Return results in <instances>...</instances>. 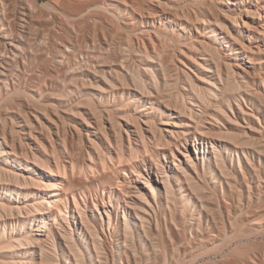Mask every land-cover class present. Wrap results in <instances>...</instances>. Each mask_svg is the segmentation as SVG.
<instances>
[{
    "label": "bare ground",
    "instance_id": "bare-ground-1",
    "mask_svg": "<svg viewBox=\"0 0 264 264\" xmlns=\"http://www.w3.org/2000/svg\"><path fill=\"white\" fill-rule=\"evenodd\" d=\"M15 1L16 0H0L1 102L4 97L3 94H7L10 90V77L14 75L15 71H20V73H23V71L20 70V64L21 62L23 64L25 62L24 50L26 49H23L20 44V33L17 32L19 33V35L17 36L14 33L11 26L12 18L11 16H9L10 12L16 13L17 5ZM135 1L136 0H133V2ZM161 4L163 5L164 3L160 2L158 5ZM131 6H133V4ZM135 6L136 5H134V7ZM172 8L168 9L172 10ZM259 10L260 8H257V11ZM135 12L137 13V11ZM147 12L149 13V11ZM172 13L175 14L173 11ZM23 15L25 16L26 14L24 13ZM248 15L247 17L249 19V22L254 23V18ZM30 17L32 20V16ZM144 17L146 16L144 15ZM106 19H108V17ZM110 19L106 20L105 22H107L108 24ZM96 22L94 23V25L96 24L97 26ZM112 22H110L108 25L111 26ZM135 22H137V20ZM67 23L70 24V22ZM246 23L248 22L243 21L244 25H246ZM112 24L115 23L113 22ZM125 24L128 25L127 22H125ZM83 25L86 24L83 23ZM113 28H116L117 30L118 27ZM135 31L137 34V29ZM249 31H251L249 33V38L251 39L253 36H256V33H258L259 30L257 31L255 28H251ZM130 32L132 33V31ZM149 33L150 32H148L147 35H149ZM115 36L117 37V33ZM131 37L129 38L131 39ZM134 38H136V36H134ZM136 39L138 40V38ZM131 40H133V38ZM223 40L228 39L223 38ZM106 43L109 42H107L106 40ZM128 43L129 46L132 45L130 44L131 42L128 41ZM152 43H154V41ZM226 43H230V41L228 40L226 41ZM96 45L99 46L98 42ZM108 45L112 44L110 43ZM142 45L144 48V54L147 56L148 60H153L152 58L149 59L151 49L145 44V42H143ZM44 47L47 48L48 46ZM168 47L166 48V50L169 49ZM94 48L96 47H93V49ZM119 48L121 49V47ZM241 48L243 49V51H246V47L241 46ZM100 49L102 50V48ZM100 49L99 51H101ZM114 49L112 50L114 51ZM124 49L122 48V50H119L118 53H120L121 51L125 52ZM109 50L108 52H110ZM127 50L129 51V49ZM200 50L202 52L201 55H204L202 59L206 64L198 61H194L192 64H194L198 69L206 71L207 69L212 70L208 66V63H213L215 66V72L217 74V80L222 86L220 87L217 84L213 85L212 83L207 82L206 84L209 85V89L207 90V92H204L202 89H199V87L190 83L192 84L191 86L193 87V90L197 91L199 97L204 102L203 104H205V110L203 113L205 115V122H210V126H206L205 124L208 123H205L203 122V119H200L196 124L199 132L194 134L195 143L192 144L194 148L193 155L196 154L195 159L190 155V152H192L193 150H190V147H188V135H190V132H188V130H175L181 128V126L177 122L170 124L175 129L163 130L156 128V121L143 120L141 116H133L132 118L130 117L127 119H121L120 121V119H117L115 113L106 112V114L103 115L96 109H94V111L91 109L93 112H95V116L93 115V118L95 119L94 126L86 118H83L82 121L87 125V127H93L92 129L94 130L86 129V132H83L74 123L69 124L63 121V119H60V124H53L55 130H51L49 128V134L47 131L48 135L46 134L47 137H45V140L48 142V145H44L43 140H41L42 138L40 139L37 135H35V132L30 127V125H33V121L30 122L29 119H27L26 121L25 117H27L28 115L24 117L25 119L23 118L26 127L29 128L26 132V129H18L14 126L16 122L13 117L3 116L0 114V189H4L5 191L7 189V193H4L5 191H0V258H6L3 261L0 260V264H202L205 260H209V258H215V260L217 261V257L221 256V254L232 245L242 243L241 245L243 247V242H245L246 240H250V238H258L259 234L262 232V229H259L262 227H259L258 221L261 220L262 216L264 215V190H261L262 187H264V135L260 134L259 132L253 131L255 132V134L258 133V137L251 136L247 130H244L241 131L239 135L234 136L226 133L228 131L223 130L224 128L221 129L211 124L210 120L218 123L222 120V118H227L231 120L233 119L234 121H236V123H238V119L241 117L243 121H245L249 125L248 127H250V123H248L247 121H251L252 119L257 118L256 112H261V108L259 106L264 107V100H262V97L257 91L249 94V99H246L243 95H235L234 91L236 89L240 90L243 87L250 86L247 81H244L241 84L237 79L234 78L233 74L230 71V63L221 60V55L217 47L203 46ZM44 51L42 52L44 53ZM153 51H155L154 47ZM100 53L103 52L101 51ZM127 53H124L123 56ZM183 53L185 52H182V54ZM180 54L181 53H179V55ZM128 56H130V54H128ZM154 57L158 58L159 56ZM190 58L192 59L191 56ZM128 60L130 61V59ZM171 62L174 64V61ZM168 63H170V61ZM160 66L161 68L163 67V65ZM137 69L139 68L137 67ZM189 70L190 69H188V71ZM224 73H226V75ZM102 74L104 82L109 87V84H111V86L113 87H117V85L113 83L106 72H102ZM185 74L188 76V72H185ZM144 75L151 76L153 82H155L156 84L158 83L154 68L149 66L143 68V73L141 71L131 73V78L138 88L146 89L147 80L144 79ZM120 76V74H117L116 78H120L121 82L125 86L126 77ZM14 77L17 78L18 76H16L15 74ZM26 78H28V76H26ZM187 78L191 79V77L189 76ZM54 79H57V77ZM82 80H80V82ZM61 84L64 85V81ZM16 85L18 84L16 83ZM25 86L26 83L24 82V87ZM40 87L42 88V86ZM138 88L136 90L139 91ZM70 90L72 94L76 92L75 89ZM217 91L220 92L221 98L220 100H215V102L213 103V101L210 100V96H214L217 99V97H219V93ZM67 95L69 96L70 94L67 93ZM27 96L32 101H39L37 97L31 93H29V95L27 94ZM51 96L53 97V95ZM228 97L234 98L236 102L235 105L237 106L236 109H232L230 100L227 99L230 107L228 109L229 111H227V108L224 105V99ZM19 98L21 97L19 96ZM240 99L243 101L245 106L242 104ZM35 105H37V103ZM7 107L8 106H6L5 108ZM89 108H91V106ZM33 109L35 108L33 107ZM54 109L52 111H54ZM193 109L191 107L187 108V111L189 112L191 117L194 113ZM15 112L17 113L18 111L15 110ZM20 114V116H23L22 113ZM33 114L34 113H31V115ZM197 116L199 119L200 116L198 114ZM34 117L36 116L34 115ZM9 124L11 125V127L9 126ZM68 126H71L72 130H70V127L69 130H67L66 127ZM41 128H44V126H41ZM42 132H44V129ZM22 133H27L29 139L33 140V143H35V146H37V149L41 150L36 152V148H34L28 141H25L24 136H22L26 134ZM69 135H73L72 137L77 140V144L85 147L86 152L83 159H85L84 161L88 159L82 165H77L75 160L72 161L71 171L70 169L68 170L69 167L66 165V160L70 157V151L67 147V142L70 137ZM152 142H155L162 148L167 146L170 148L172 158L175 161L174 167H170V169H167L166 166L161 163L160 157L158 155L154 156L153 163L149 165L146 164L147 161L144 160V158H141V153L153 157V152L149 150L150 143ZM209 144L211 146V150L209 149ZM217 144H219L220 146H218ZM180 145L185 149V151L182 152L180 150ZM230 146L232 148V152L230 153L231 160H227L223 157L222 148L227 150ZM174 147L176 148V150L182 152L183 157L185 158L184 164L177 163L179 160L174 153ZM204 148H206L205 151ZM142 149L144 150V152L142 151ZM79 150L78 152L76 151V153H74L75 156H78L80 154ZM114 152H117L120 163L127 162L132 164V167L137 171V178L135 179V181L131 179L125 180V182H123L120 180V178H116L113 181L108 180V170L110 168L109 164L113 163L114 161ZM240 153H242L243 158L241 157ZM200 154L203 155L202 167L197 162L198 155ZM130 155H132L131 158H129ZM235 155L237 157V165L233 163V158ZM139 159L142 160V166H144L143 170L142 167L137 164ZM88 161H91L92 164L88 163ZM52 163H55V169L52 168ZM205 164H208V168H206ZM37 168H39V170ZM40 169L43 170V173L40 171ZM121 172H125V169H121ZM69 173L73 174L72 176L74 177L78 174V177L81 176L79 177L80 180H87V182H90L92 184L99 183L97 190L89 189L82 191L81 196L82 200L84 201L83 206L78 200L75 192L71 191L69 192V194L64 193L63 188L62 193L64 194L58 191V187L60 186V184H64V180H61L60 176L68 177ZM208 175L212 176V178H215L220 182V192L216 195L219 198V202L221 201L224 204H232V207L229 206L227 208L220 209L218 207V204H216L215 201L212 200L214 199V197L211 192L210 194L205 195L207 191L204 190V184L208 182ZM224 184L226 186H224ZM75 185V183L72 184L73 187ZM114 185H116V187H122V197H117L115 199L111 192H106L108 188L113 189ZM124 185L128 186L125 187ZM36 187L46 188L48 191H51L53 193L49 198H42L36 191ZM179 190H181L180 193L190 190L194 195H199V193H201L199 195V198L201 199H198L199 204L196 205L195 212H189L188 210V202L192 201V196L188 195V193L185 194L188 195V198L182 199L181 203L179 204L177 199V192ZM94 191L96 194H94ZM2 192L6 194L5 197L10 196L8 201H3V199H1ZM70 195H72L73 197V202L77 212V214L73 213L71 216L69 214ZM14 196H16V199L14 198ZM21 198H24L26 200L22 202ZM90 198H93L94 200V210L95 212H97L98 216L94 214V210H91L87 204L88 199ZM120 208L122 209L123 219L122 232L116 226V224H114L111 211V209L119 210ZM64 212H66V214ZM48 213L53 215L54 218L52 220L56 221V228H53L54 226L52 227V224H50V222L48 221V217L46 215ZM30 219H33L34 222L38 223H36L37 229L33 230L29 234L27 232H22V230L19 232L18 227L20 226L21 228H23ZM33 224L34 223H32L31 225ZM106 226H108L109 230L114 231L113 233L110 232L108 234L109 237L107 238L108 240L110 239V243L117 244L118 250L116 251H108L105 248V240L102 238L101 232H103L105 236H108L106 234ZM155 230L159 232V235L156 234ZM235 247L236 245L234 246V248ZM243 249L244 248H242V250ZM61 257H63V261ZM70 259H72L73 262ZM261 259L262 262H264V253L263 255H261ZM216 261V264H254L256 263V261H258V259L254 255L253 257L248 256L247 258H244L240 261H231L225 259H221L217 262Z\"/></svg>",
    "mask_w": 264,
    "mask_h": 264
},
{
    "label": "rangeland",
    "instance_id": "rangeland-1",
    "mask_svg": "<svg viewBox=\"0 0 264 264\" xmlns=\"http://www.w3.org/2000/svg\"><path fill=\"white\" fill-rule=\"evenodd\" d=\"M136 1L133 2V0H16L15 1L17 5L16 13L9 11L10 12L9 16H11L12 18L11 26L14 33L16 34V36L19 35L20 33L19 36L20 44L23 47V49H26L24 50L25 62L24 64L22 62L20 64L21 67L20 70H22L23 73L22 72L20 73V71L17 72L15 71L14 75L16 74V76L18 77L16 78L14 77V75L10 77V82H9L10 90L7 94L5 95L3 94L4 97L2 99V102L0 101L1 102L0 106L2 107V108L0 107V114L3 116L13 117L16 122L14 126L17 127L18 129L20 128L26 129V132L29 128L26 127L23 118L28 115L27 117H25L26 121L27 119H29L30 122L33 121L32 122L33 125H30V127L35 132L34 133L35 135H37L40 139L42 138L41 140H43L44 145H48V142L45 140V137H47L46 136L47 131L49 134L50 132L49 128L51 130H55L54 125H56L57 123L60 124L59 121L60 119H63V121L69 124L74 123L83 132H86V129L94 130L92 129L93 127H87V125L82 121L83 118H86L94 126L95 124L94 121L95 119L93 118V115L95 116V112H93L94 109H96L98 112H101L103 115H105L106 112L115 113L117 119L118 120L120 119V121L121 119H127L130 117L132 118L133 116L136 117L141 116L143 120L156 121V125H155L156 128L163 130L175 129L170 124L177 122L181 126V128L175 130H179V131L188 130V132H190V135H188L189 137L188 147H190V150H193L192 152H190V155L195 159L196 154L193 155L194 148L192 144L195 143L194 134L199 132L198 127L196 126L198 120L203 119V122H205V115L203 114L205 110V104H203L204 103L203 100L199 97L197 91L193 90V87L191 85L193 84L199 87V89H202L204 92H207V90L209 89V85L206 84L207 82H210L213 85L217 84L220 87L222 86L219 84L217 80L216 77L217 74L215 72V66L213 63L211 62L210 64L208 63V66L212 70L207 69L206 71L198 69L194 64H192L194 61H198L206 64L202 59L204 55H201L202 52L200 50L203 46L217 47L221 55V60L230 63V71L233 74L234 78L237 79L238 82H240L241 84L244 81H247V83L250 85L249 87H243L240 90L236 89L234 91L235 95H243L246 99H249L250 97L249 94H251L254 91H257L262 97V100H264V89H263L264 88V17H263L264 0H228V1L227 0H178L180 3L177 0H160V1L136 0ZM160 2L164 4L163 5L161 4L162 6L158 5ZM29 3H31L32 5ZM134 3H138V4H134ZM132 4L133 6H131ZM134 5L136 6L134 7ZM167 5L170 7H168ZM138 8H140L141 10ZM168 8H172V10ZM257 8H260V10L257 11ZM146 10L149 11V13ZM135 11H137V13ZM172 11L175 14H173ZM23 12L26 14L25 16L23 15L24 14ZM143 14L146 17H144ZM246 14L247 15L249 14L254 18L253 19L254 23L249 22V19ZM29 15L32 16V20ZM258 15L260 16L262 15V16L260 17ZM107 17L108 19H106ZM111 17L113 18V22L115 24H112L113 22ZM241 17L243 20L241 19ZM109 19H110L109 23L112 22L111 26L108 25L109 23L107 24V22H105L106 20ZM135 19L137 20V22H135L136 21ZM95 20L98 21L96 22ZM243 21L248 23L244 25ZM67 22H70V24ZM95 22L97 23V26L96 24L94 25ZM125 22H127L128 25H126ZM83 23H85L86 25H83ZM80 26L82 29L80 28ZM113 27H118L119 29L121 28L120 33L118 28L116 30V28ZM250 27L253 29L255 28L257 31L259 30L258 33H256V36H253L251 39L249 38L250 35L249 33L251 32L249 31L251 29ZM134 29L135 30L137 29V34ZM121 30L123 33L121 32ZM130 31H132V33H135L136 35L132 34ZM148 32H150L149 35H147ZM116 33H117V37L115 36ZM127 34L129 37L132 36L131 39L133 38V40H131L127 36ZM134 36H136L138 40L134 38ZM126 37H128L130 40ZM223 38H227L232 44V46L230 43H226V41L228 40H223ZM127 39L129 42H131L130 44L132 45L129 46ZM106 40L109 43H106ZM136 41L139 43H137ZM153 41L154 43H152ZM159 41L162 43H160ZM97 42L99 46L96 45ZM143 42H145V44L151 49L149 59L152 58L153 60L151 59L148 60L147 56L144 54L143 51L144 48L142 45ZM110 43L112 45H108ZM44 46H48V47L46 48ZM108 46H112V47H108ZM227 46H231V47H227ZM241 46L246 47V51H243ZM93 47H96L94 48L95 50L93 49ZM119 47H121V49ZM153 47L155 51H153ZM167 47L173 50L172 51L169 49L166 50ZM256 47L259 49V51ZM100 48H102V50ZM122 48L123 49L127 48L129 49V51L127 49H124L125 52L121 51L120 53H118V51L122 50ZM251 48L254 50H252ZM99 49L104 54L100 53L101 51H99ZM112 49H114V51ZM44 50L49 54L46 53ZM108 50L110 52H108ZM31 51L37 56H35ZM42 51H44V53ZM73 52L76 53L74 54ZM112 52L115 53V56L114 53ZM178 52L181 54L179 55ZM182 52H185L183 53L184 55L182 54ZM124 53L127 54L123 56ZM128 54H130V56H128ZM154 56L156 57L159 56V57L155 58ZM190 56L192 57V59L190 58ZM127 58L130 59V61ZM169 61L170 63H168ZM171 61H174V64ZM160 65H163V67L161 68ZM149 66L154 68L156 77L158 79L157 80L158 83L156 84L155 82H153L151 76L144 75V79L147 80L146 89L138 88L131 78V73L136 71H141L143 73V68ZM137 67L139 69H137ZM56 68L58 71L56 70ZM188 69L190 70L188 71ZM102 72H106L109 75V78L113 81V83L117 85V87H113L111 86V84H109L110 85L109 87L104 82ZM185 72L186 73L188 72V76L191 77V79L187 78L188 76L185 74ZM117 74L126 77L125 86L121 82L120 78L119 79L116 78ZM224 74L226 75V73ZM26 76H28V78H26ZM54 76H56L57 79H54L56 78ZM12 78L14 81L12 80ZM80 80H82L84 83L82 81L80 82ZM61 81L62 82L64 81V85L61 84L62 83ZM24 82L26 83L25 87H24ZM16 83L18 85H16ZM40 86H42V88ZM137 88L139 89L140 92L136 90ZM70 89H75L76 92L72 94ZM217 92L219 93V97H217V99L214 96H210V100L213 101V103L215 102V100H220L221 98L220 92L219 91ZM29 93L35 95L39 101L36 102L30 100L27 96V94L29 95ZM67 93L70 95L68 96ZM57 94L58 95L62 94V95L58 96ZM51 95H53V97ZM19 96L21 98L23 97L22 99L24 100L27 98L26 99L27 101L26 100L25 101L28 104L29 103L32 104L36 110L33 109L32 105L30 104L28 105L24 100L19 98ZM46 96L47 97L50 96V97L47 98ZM178 97L180 98V100ZM61 98L64 99L62 100ZM227 99L230 100V105L232 106V109H236L237 106L235 105L236 102L234 98L228 97L224 99V105L226 106L227 111H229L228 109L230 108ZM241 102L244 105L242 100ZM36 103L37 105H35ZM6 106H8L7 107L8 109L5 108ZM90 106L91 108H89ZM188 107H191L192 109L194 108L193 109L194 113L192 117L187 111ZM259 107L261 108V112L259 113L256 112L257 118L252 119L251 121H247L248 123H250V127H248L249 125L245 121H243L241 117L238 119L239 121L238 123H236V121H234L233 119L231 120L227 118L224 119L222 118V120L219 121L218 123L212 120L210 121L211 124L221 129L224 128L223 130H227L228 132L226 133H229L231 135L234 136L239 135L241 131L247 130L251 136L258 137V133L255 134V132H259L260 134L264 135V130H263L264 107L263 106H259ZM53 109L55 113L57 111L56 113L57 115L54 113V111H52ZM15 110L18 112L16 113ZM20 113H22L23 116H20L21 115ZM31 113L34 114L31 115ZM197 114L200 116L199 119ZM34 115L36 117H34ZM205 123L209 124L210 122H205ZM208 124L205 125L210 126V124L209 125ZM40 125L44 126V128H41ZM9 126L11 127L10 124ZM69 127L70 130H72L71 126L66 127V129L69 130ZM43 129L44 132H42ZM22 134H26L22 136H24L25 141H28L34 148H36L35 149L36 152L41 150V149H37V146H35L33 140L29 139L27 133H22ZM69 136L70 137L67 142V147L70 151V157L67 159L69 162L66 160V165L69 167L68 170L70 169L71 171L72 161L75 160L77 165L78 164L82 165L88 159H86V161H84L85 159H83L86 152L85 147H82L79 144H77L78 142L74 137H72L73 135L72 136L69 135ZM217 145L220 146L219 144ZM210 147L211 146L209 144V149L211 150ZM149 148H150L149 150L153 152V157L141 153L142 156L141 158H144V160L147 161L146 162L147 165L153 163L154 156L158 155L160 157L161 163L164 166H166L167 169H170V167L171 168L174 167L175 161L172 158L171 150L168 146L162 148L155 142H152L150 143ZM205 149L206 148H204V151ZM78 150L80 151L81 155L79 154L78 156H75L74 153H76V151L78 152ZM180 150L182 152L185 151V149L181 145H180ZM231 150H232L231 146L227 150L222 148L223 157L226 158L227 160L229 159L231 160V156H230L231 155L230 153L232 152ZM142 151L144 152L143 149ZM182 152L176 150V148L174 147V153L176 154L179 160L177 162L179 164H184L185 162V158L183 157ZM240 155L243 158L242 153H240ZM131 157L132 155L129 156V158ZM202 157H203L202 154L198 155V161H197L201 167L203 165ZM113 160H114L113 163L109 164L110 168L108 170L109 171L108 180L113 181L116 178H120V180L123 182H125V180H131V179L135 181V179L137 178V171L132 167V164L127 162L120 163L117 152L113 153ZM236 160L237 157L235 155L233 158V163L237 165ZM88 163L92 164L91 161H88ZM137 164L142 167V170L144 169V166H142L143 164L141 159H139ZM205 166L206 168H208V164H205ZM52 168L55 169V163H52ZM37 169L39 170V168ZM121 169H125V172H121ZM40 171L43 173V170L40 169ZM72 175L73 174L69 173L68 177L60 176V179L64 180V184L63 185L60 184V186L58 187V191L62 193V188H63L64 193L69 194V192L71 191L75 192L78 200L83 206L84 201L82 200V196H81L82 191L89 189L97 190L99 183L92 184L90 182H87V180H80L79 177L81 176L78 177V174L75 177ZM73 183L76 184L74 187L72 186ZM124 186L127 187L128 185H124ZM224 186L226 185L224 184ZM204 188H205L204 190L208 192V193L206 192L205 195H208L211 192V194L214 197V199L212 200L215 201L216 204H218V207L220 209L233 206L232 204L230 205L229 203L224 204L221 201L219 202V198L216 195L219 194L220 192V182L215 178H212V176L208 175V182L204 184ZM261 190H264V187H262ZM0 191L4 192L5 190L0 189ZM6 191L4 193H7ZM36 191L39 193V195L42 198H49L53 193L51 191H48L46 188H42V187H36ZM3 192L1 199H3V201H8L10 196L5 197L6 194H4ZM106 192L107 193L111 192V194L114 196L115 199L117 197L123 196L122 187L120 186L116 187V185H114L113 189L108 188ZM180 192L181 190L177 192V199L179 204L181 203L182 199H187L188 195H190L192 196V201L188 202V210L189 212H195L196 205L199 204L198 199H201L199 198L200 197L199 195L201 193H199V195L196 194L194 195L190 190L186 192L183 191L182 193ZM187 193L188 195H185ZM94 194H96L95 191ZM14 198L16 199V196H14ZM25 200L26 199L21 198L22 202ZM69 201H70L69 203L70 216L73 213L77 214L72 195L69 196ZM87 204L91 210H94L93 198L88 199ZM111 211L113 215L114 224H116V226L122 232V228H123L122 209L121 208L119 210L111 209ZM64 213L66 214V212ZM94 214L98 216L95 210H94ZM46 215L48 217V221L50 222V224H52V227L54 226L53 228H56V224H55L56 221L52 220L54 218L53 215L49 213ZM258 222H259L258 223L259 227H262L259 228L262 229L261 230L262 232L259 234L257 239L250 238V240H246L245 242H243V247L241 245L242 243L235 244L236 245L235 248H234L235 245L230 246L231 248L230 247L227 248L225 252L221 254V256L217 257V261H220L221 259L240 261L244 258H247L248 256L253 257L255 255V257H257L259 262L256 261V263L254 264H264V262H262L261 259V255H263L264 253V215L262 216V219L259 220ZM32 223L34 224L31 225ZM36 223L37 222H34L33 219H30L23 228L19 226L18 230L19 232L22 230V232H27L29 234L33 230L37 229L36 226L38 223L37 224ZM105 229L107 235L110 232L111 233L114 232L113 230H109L108 226H106ZM155 232L157 235H159V232H157L156 230ZM101 235L102 238L105 240L104 245L108 251L118 250L117 244H112L109 242L110 239L108 240L107 238L109 237V235L105 236L103 232H101ZM242 248L244 249L242 250ZM5 259L6 258L3 257L0 258V260L2 261ZM61 259L63 261V257H61ZM70 260L73 262L72 259ZM215 261H216L215 258L213 259L209 258V260L208 259L205 260L202 264H216Z\"/></svg>",
    "mask_w": 264,
    "mask_h": 264
}]
</instances>
